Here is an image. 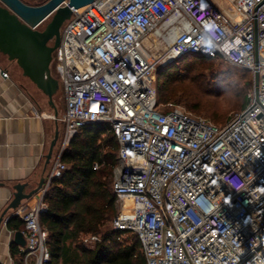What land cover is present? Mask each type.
<instances>
[{
  "label": "built area",
  "instance_id": "1",
  "mask_svg": "<svg viewBox=\"0 0 264 264\" xmlns=\"http://www.w3.org/2000/svg\"><path fill=\"white\" fill-rule=\"evenodd\" d=\"M70 20L53 55L66 100L61 147L37 206L16 211L24 263L51 260L40 214L68 168L64 150L85 126L109 124L119 145L111 228L139 238L146 264H264V0H95ZM160 29L170 43L155 59L145 41ZM214 55L252 73L245 110L220 126L159 104V65ZM82 241L96 248L101 238Z\"/></svg>",
  "mask_w": 264,
  "mask_h": 264
},
{
  "label": "trees",
  "instance_id": "2",
  "mask_svg": "<svg viewBox=\"0 0 264 264\" xmlns=\"http://www.w3.org/2000/svg\"><path fill=\"white\" fill-rule=\"evenodd\" d=\"M218 58L221 57L184 56L159 71L156 83L159 104H183L195 113H205L215 122L227 123V112H207L201 106L205 98L219 96L222 89L237 88L232 73L218 69L215 62ZM248 103V97L242 96L236 107L239 111L234 113L245 110ZM118 148L110 125L95 124L82 128L64 150L62 161L68 168L61 178L51 181L44 197L47 209L40 214V225L48 233L51 254L48 264H60L67 253V242L76 243L80 235L102 237L92 251L77 246L88 264H146L136 235L132 234L131 242L122 241L127 233L108 227L117 213L114 179ZM23 226L18 216L8 222V228L13 231L20 232ZM18 254V247L12 244L15 264H25L24 254L21 257Z\"/></svg>",
  "mask_w": 264,
  "mask_h": 264
},
{
  "label": "crops",
  "instance_id": "3",
  "mask_svg": "<svg viewBox=\"0 0 264 264\" xmlns=\"http://www.w3.org/2000/svg\"><path fill=\"white\" fill-rule=\"evenodd\" d=\"M60 118L56 108L49 113L37 106L11 75L10 68L0 60V218L14 199L15 185L27 184L25 193H30L38 187L43 177L45 181L48 178L61 147L60 143L45 168L46 156L57 127L60 131ZM39 197L38 193L24 202L21 208H35ZM14 216L16 212L9 211L0 227V264L15 263L11 245L17 246L14 236L19 231L8 228V222ZM23 230L24 226L20 232L23 233ZM17 247L18 257H21V247Z\"/></svg>",
  "mask_w": 264,
  "mask_h": 264
},
{
  "label": "water",
  "instance_id": "4",
  "mask_svg": "<svg viewBox=\"0 0 264 264\" xmlns=\"http://www.w3.org/2000/svg\"><path fill=\"white\" fill-rule=\"evenodd\" d=\"M94 1L47 0L42 5L31 6L23 0H0V53L6 56L10 62L17 63L23 76L48 97L49 104L54 109L56 108L54 96L58 94L60 84L52 74L51 64L53 55L61 43V29L64 23L72 18V8L83 9ZM49 17H52V20L47 27L43 31L37 30V27ZM258 85L259 75L256 74V94ZM59 138L60 131L57 127L46 156L45 168L52 160ZM44 182L45 178L43 177L38 187L30 193H25L27 184L14 186V199L1 216L0 227L6 214L9 211L16 212L24 202L37 195ZM14 243L21 248H26L27 242L22 232L15 234Z\"/></svg>",
  "mask_w": 264,
  "mask_h": 264
},
{
  "label": "rangeland",
  "instance_id": "5",
  "mask_svg": "<svg viewBox=\"0 0 264 264\" xmlns=\"http://www.w3.org/2000/svg\"><path fill=\"white\" fill-rule=\"evenodd\" d=\"M25 3L31 5V6H38L39 4H43L47 0H23ZM52 17H49L45 21H43L38 27L37 30L43 31L47 25L51 22ZM71 20H67L63 27L62 31L65 28V26L70 22ZM166 48H160L156 47L153 48L152 54L156 58H159L162 56L165 52ZM0 60L3 61V63L10 68L11 75L16 78V80L22 85V87L25 89L26 93L29 95V97L33 100L34 103H36L37 106L43 108L47 112H54V108L49 106V99L47 96H45L29 79L23 76L22 70L19 68L16 62H10L8 58L0 53ZM218 69L221 72H231L233 75V79L235 80V85L237 88H224L220 91L219 96L217 97H208L205 98L202 103V110L203 111H209V112H214V113H219V114H224L227 112V117H229L234 113L239 110H237V106L240 104V100L242 96H247L250 100L253 97L254 94V78L251 72L243 69L236 68L229 63H227L225 60L222 58H218L215 60ZM168 66V65H167ZM163 65H159L158 71L156 73V83H157V78H158V72L162 71L165 67ZM53 76L59 81L60 84V90L58 94L54 96V104L56 106V109L60 113V119H59V126H60V140L58 141L56 151L61 143V137L63 135V130H64V123H63V118L66 110V100L62 91V76L58 74L56 71H53ZM245 75L246 77H243ZM245 78V79H244ZM247 82L251 83V86L247 85ZM246 84V85H245ZM173 105H178L182 108H184L186 111L190 112L196 117H201L203 119H206L210 122H214L216 124L224 125L226 123L219 121L215 122L214 120H211L208 118V116L205 113H195L191 110H188L183 104H178V103H169ZM249 104V103H248ZM168 105V104H167ZM162 112H169L170 110L168 108H160ZM55 151V152H56ZM109 229L111 228V225L109 223L108 225ZM85 235H80L76 243L72 242L69 240L67 242V253L66 256L61 260L60 264H88L86 260V256L82 253L80 249L77 248V246H81L84 249L88 251H92L95 248H88L83 245V237ZM99 237L102 240V237L99 235ZM134 240V236L132 233H127L123 238L122 241H129L131 242ZM34 257L31 259V264H34Z\"/></svg>",
  "mask_w": 264,
  "mask_h": 264
},
{
  "label": "bare ground",
  "instance_id": "6",
  "mask_svg": "<svg viewBox=\"0 0 264 264\" xmlns=\"http://www.w3.org/2000/svg\"><path fill=\"white\" fill-rule=\"evenodd\" d=\"M162 28H164V27H162ZM161 32V29L160 30H158L156 33H154V34H152V35H150L147 39H146V41H145V44L148 46V47H150L151 48V51L153 50V48H156V47H160V48H166V50H165V52H164V54L167 52V50H168V45H169V41L167 42V43H165V42H162V41H160L159 40V38H158V34ZM163 54V55H164ZM163 55L162 56H160L159 58H161V57H163ZM152 56H153V54H152ZM153 58H155V59H159V58H156L155 56H153Z\"/></svg>",
  "mask_w": 264,
  "mask_h": 264
},
{
  "label": "flooded vegetation",
  "instance_id": "7",
  "mask_svg": "<svg viewBox=\"0 0 264 264\" xmlns=\"http://www.w3.org/2000/svg\"><path fill=\"white\" fill-rule=\"evenodd\" d=\"M61 34H62V29H61ZM51 44H53V43H51ZM53 69H54V66H53V61H52L51 70H53Z\"/></svg>",
  "mask_w": 264,
  "mask_h": 264
},
{
  "label": "snow or ice",
  "instance_id": "8",
  "mask_svg": "<svg viewBox=\"0 0 264 264\" xmlns=\"http://www.w3.org/2000/svg\"><path fill=\"white\" fill-rule=\"evenodd\" d=\"M95 110V109H94Z\"/></svg>",
  "mask_w": 264,
  "mask_h": 264
}]
</instances>
